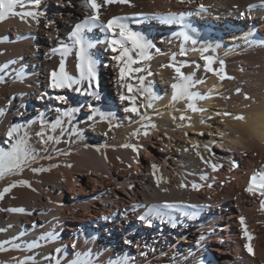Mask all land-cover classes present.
I'll return each instance as SVG.
<instances>
[{
    "label": "bare ground",
    "instance_id": "6f19581e",
    "mask_svg": "<svg viewBox=\"0 0 264 264\" xmlns=\"http://www.w3.org/2000/svg\"><path fill=\"white\" fill-rule=\"evenodd\" d=\"M262 3L264 0H185L184 3L130 0V5L114 4L101 9V22L112 16L127 17L129 27L154 45L150 50L152 59L136 65L145 71L135 74L144 75L146 84H150L159 96L152 108L141 109L158 126L147 137L131 135L140 127L139 118L124 111L129 103L122 102L119 94L121 91L127 94V88H120L116 62L111 59L113 54L106 44H98L92 50L99 61V100L68 89L49 87L50 73L58 69L60 61L58 54H49L50 50L62 42L71 43L67 39L71 27L90 14L83 0H41L39 10L45 13L46 19L41 17L39 23L14 16L0 22V65L9 60L16 61L10 66L5 82L0 83V108L5 109V114L0 116V147L8 148L6 132L11 125L20 124L24 126L20 134H27L28 142L38 155L37 161L23 171L0 179V191L10 184H17L0 199V209H4L0 210V229H5L0 231V241L12 240L24 233L16 243L24 245L38 241L41 245L32 252L12 250L11 245H5L8 250L0 251V264H17L26 255L34 256L36 264H54V260L46 257H61L55 249L61 246L62 229L87 236L85 246H96L100 242V253L106 258L112 257V250L119 248L122 238L121 256L134 261L130 264H149L158 250L156 246L163 243L167 246L161 248L160 258H157L160 264H204L206 260L216 264L214 255L208 257L206 253V248L217 250L208 249L207 245L212 241L231 249L232 257L223 260L224 264H264V211L260 197L244 191L249 177L264 170V147L254 140L264 134V45L249 46L244 41L245 36L258 41L256 24H260V30L264 32V7H259ZM200 4L206 5L208 11L198 12ZM250 4L258 7L249 11ZM17 11L21 9L17 8ZM181 13L187 14L183 24L160 19ZM47 20L53 23L46 27ZM192 28L196 31H191ZM181 33L187 34L189 40L183 41ZM109 35L99 28L88 34L92 40L105 41ZM193 39L197 41L196 47L220 45L215 53L208 54L216 57L214 68L219 67V60L224 61V72L231 78L221 80L214 73L206 72L199 52L179 55L181 43L191 49ZM174 53L176 63L188 65L182 71L185 74L194 72V79L200 81L193 90L205 97L197 102L198 107L205 110L203 113L190 112L183 100L171 101L175 73L164 66L173 62L170 57ZM20 67L27 73L23 82L13 78L12 69ZM65 68L69 74L76 75L74 52L67 56ZM148 71L151 76L147 75ZM128 83L139 87L135 79ZM59 95L65 96L68 102L56 100ZM73 106L81 109L72 123L82 131L83 139L67 133L60 135L59 128L55 132L50 130V123L58 118L56 109ZM92 109L113 113L116 126L110 128L99 116L89 121L87 117ZM182 114L190 120L183 122L189 126L180 128L177 124L182 123L179 120ZM238 115L243 119L233 118ZM41 116L49 122V127L43 129L45 138L47 135L58 136L59 143H42V138L37 135L42 131ZM172 116L177 120L174 121ZM64 119V127L69 128L67 118ZM29 121L35 122L29 125ZM192 143L199 146L198 151L205 160H212L222 167L213 172L192 150ZM124 144L137 145V155L147 152L145 159L135 162V166L133 163L131 174L128 169L132 165L129 156L132 148L122 147ZM148 146L153 148L151 152ZM205 146L211 151H206ZM185 148L189 150L184 151ZM45 156L51 158H43ZM146 160L150 162L146 164ZM233 163L237 167L232 168ZM153 164L159 166L158 175L168 181L160 187L152 175ZM32 168L47 171L33 173ZM201 175L208 179L200 180ZM182 180L189 185L202 186L198 191L190 186L181 189L178 185ZM20 181L27 184H20ZM208 184L212 187H207ZM125 191L129 193L127 201L122 196ZM96 195L100 207L95 204ZM89 197L93 198L90 200ZM165 203L202 207L163 209L167 214L163 220L149 217L141 225L143 229L138 227L139 217L149 210V206L162 207ZM13 207L24 208L25 214L6 211ZM99 208L105 211L102 217L92 214L93 209ZM185 212L196 215L190 219ZM240 217H244L247 231L253 237L251 241L243 235ZM224 221L225 225L220 227ZM97 225L102 227L97 228L100 232L91 233V227ZM49 232L57 233L58 239L53 242L39 240L41 235ZM101 232H107L109 242L101 238ZM201 236L204 239L201 240ZM168 238L175 242L167 244ZM148 242L153 247L144 251L145 255L140 256L138 250L131 254L130 248L146 249ZM245 243L251 245V254L245 249ZM144 259L147 263H143Z\"/></svg>",
    "mask_w": 264,
    "mask_h": 264
},
{
    "label": "snow or ice",
    "instance_id": "6c2138e0",
    "mask_svg": "<svg viewBox=\"0 0 264 264\" xmlns=\"http://www.w3.org/2000/svg\"><path fill=\"white\" fill-rule=\"evenodd\" d=\"M178 3H184L185 0H177ZM191 2V0H188ZM83 3L86 8L90 9V14L85 17L84 20L76 22L72 27L71 31L67 34V39L71 43H60L59 47L53 48L50 50V55H59L60 61L58 69H54L49 76V87L52 89L62 90L68 89L76 93L85 94L95 99H100V93L98 91V64L99 61L93 53V49L97 47L98 44H106L107 48L113 54L111 59L116 62V67L118 69V81L120 82V88H127V94L123 91L119 94V99L127 101L129 106L124 109L126 113H132L137 116L139 119L137 123L140 125L135 131L131 133L132 136L143 135L145 137L149 136L151 131L157 129V124L153 122L152 117L148 115L147 112H141L142 108L150 109L153 107V102L159 99V96L153 91L150 84H146V77L144 75H135L138 73H143L145 68L136 66L142 65L152 59L150 50L154 47L152 41L147 39L140 32L133 31L129 24L126 22L127 17L122 16H112L106 22H101V9L114 4L130 5V0H83ZM41 0H0V22L4 21L9 16L19 17L22 20H27L30 18L33 22L39 23L40 18L46 15L44 12L39 10ZM258 7V5L250 4L248 10ZM259 7H264V3L259 5ZM17 8L21 11H17ZM198 12L204 13L208 11V7L204 4H200L197 9ZM187 14L181 13L179 16H174L169 14L165 17H160L164 22H177L183 24L185 22ZM53 23L52 20H47V24L50 26ZM99 28L101 32L109 33L108 39L105 40H92L89 38L88 34L92 33L93 29ZM191 31L195 32L196 29L192 28ZM183 41H188L189 36L187 34L181 33ZM7 39V38H5ZM244 41L249 46L253 44L264 45V41H256L251 39L248 36L244 37ZM193 47L191 49H186L184 44L181 43L179 49L180 56H186L188 51L199 52L200 59L203 61V67L206 72H212L217 75L221 80L228 77L224 72V61L219 60V67L214 68L213 65L217 63L216 57L208 53H215L216 50L220 47L219 44L215 46L211 45H202L196 47L197 41L191 40ZM159 51V50H157ZM75 54L76 61V75H71L66 71L65 60L68 55ZM169 64L164 67L172 69L175 73L176 82L172 84L173 94L171 96V101L173 103L177 101H185L186 109L192 113H203L205 110L201 107H198V101L205 99V97L197 91H194L197 83L194 79L195 73L185 74L182 69L187 67L186 62L176 63V54H172L170 57ZM16 64L15 60H9L4 64L0 65V83L5 82V77L9 74L8 70L10 66ZM135 66V67H134ZM200 67V65H196ZM13 78L17 82H23L26 78V71L23 67L12 69ZM148 76H151V71L147 72ZM133 79L137 80L139 87L133 83H128ZM56 100L67 103V98L63 95L55 97ZM143 100V103L138 101ZM58 113V118L50 123V130L55 132L58 128L60 129V135L67 133L70 136H76L78 139H83L82 131L77 128L72 122L76 119V115L81 111L79 107H68L64 110L59 108L56 109ZM172 111H175L173 108ZM5 114V109L0 108V116ZM159 115V113H157ZM171 115V112L169 113ZM225 115H228L225 113ZM96 116H99L101 121H107L109 127L116 126L115 115L111 112L105 113L101 112L98 109H92L90 115L87 119L93 121ZM67 118V123L69 128H65V119ZM174 121L177 120L176 116L171 117ZM234 119H243L242 115L233 117ZM179 120L182 123L177 124V127L183 128L186 125L183 123L186 120H190V117H187L185 114L179 116ZM35 121L27 122L29 125ZM40 123L42 126V131L37 133L38 136L42 138V143L48 144L49 142L59 143L58 136L47 135L45 138L44 128L49 127V122H47L43 116L40 117ZM203 123V120L201 121ZM24 127L20 124L11 125L7 132V142L9 144L7 149L0 147V179L5 178L8 175H15L23 171V169L30 164L34 163L38 159L36 150L28 142L27 134H20L21 128ZM187 135V134H185ZM219 135L223 136L224 133ZM122 147H130L134 152L138 151V146L134 144H124ZM198 145L192 143L191 148L196 152V155L212 169L213 172H216L222 167L219 163H213L212 160H205V158L198 151ZM189 149L185 148L184 151ZM206 151H211V148L205 146ZM67 155V153H64ZM43 158L50 159L51 157L45 156ZM232 168L237 167L236 163L231 165ZM33 173H40L47 171L44 168H32ZM159 166L156 164L152 165V175L155 180L157 187H160L162 183H167L168 181L158 175ZM206 175H201L200 180H207ZM20 184H27L26 181H20ZM17 186L16 183L10 184L8 187H5L0 191V199H3L5 194L10 192L12 188ZM191 187L192 190H199L202 185L197 183H191L190 185L185 181H181L178 185L179 188L184 189ZM207 187L211 188L212 184H208ZM167 191V189H162ZM244 191L250 195L260 197L261 210L264 211V170L255 172L248 179L247 186ZM177 207H187L191 209H197L202 206L200 205H177L174 203H165L162 207L160 206H149V210L139 217L140 220H145L146 218H158L163 220L167 215L163 209H174ZM4 210V209H0ZM6 211L11 213L25 214L24 208H8ZM185 215H188L189 218H194L196 213L192 212L191 214L185 212ZM171 220V217H168ZM151 221L149 220V223ZM174 223V221H172ZM240 224L243 230V235L247 241L253 239L252 235L247 231V228L244 223V217H240ZM35 226V225H34ZM0 231H5V229H0ZM24 233H20L19 236L13 237L12 240L0 241V251L8 250L5 248V245H11L12 250H21L25 252H32L34 249L39 248L41 245L38 241H32L21 245L15 241L19 240ZM58 239V234L55 232H49L41 235L39 240L53 242ZM200 239H204L203 236ZM245 249L249 254L253 252V249L249 243H245ZM63 250L60 248L55 249L57 254L61 253ZM46 259L54 260V264H61L62 257H46ZM17 264H36V258L31 255H26L23 260H19ZM67 264H93L92 253H75L74 258L69 260ZM110 264H130L129 258L127 256L121 257L118 260L110 261Z\"/></svg>",
    "mask_w": 264,
    "mask_h": 264
},
{
    "label": "rangeland",
    "instance_id": "374dc122",
    "mask_svg": "<svg viewBox=\"0 0 264 264\" xmlns=\"http://www.w3.org/2000/svg\"><path fill=\"white\" fill-rule=\"evenodd\" d=\"M163 4H166V2L163 3ZM259 25L256 24V34L259 35L258 37H260V38H258V41H264V32H262L260 30ZM161 149H163V147H161ZM151 150H153V148H149V146H148V151L151 152ZM146 153L147 152L142 151V153L140 152V154L137 155V152H134L133 150L131 151V155H129V156L132 159V165H130V168L128 169V172L130 171V174H131V171L133 170V163H134V166H135V162H138V161L140 162L141 158L142 159L143 158L145 159V154ZM147 162L149 163L150 161H147L146 160V164H147ZM144 164H145V162H144ZM104 165H105V167L107 169V164H106V161L105 160H104ZM110 176L112 177L111 174H110ZM128 194L129 193L127 191H125V194L122 195V196H124L123 198L126 201L129 200L128 199ZM240 197H242V194H240ZM91 198H93V197H89L90 200H91ZM94 199H96V200H94V201H96L95 204L100 207V205L97 204L98 203L97 200H100L99 197L96 195L94 197ZM103 213H105V211L102 212L100 208L99 209H93V211H92V214L95 215L96 217H102L103 216ZM86 218H87V216H86ZM145 220H143V221L140 220L139 225H138V227L140 229L141 228L143 229V226H141V225L145 222ZM116 223H118V222L116 221ZM69 224H71V223H69ZM224 225H225V221L220 225V227H222ZM100 227H101L100 225H97L96 227H93L92 226L91 227V231H92L91 233H93V232H100V231H97V228L99 229ZM117 229H118V226H116V230L115 231H117ZM259 230L262 231L263 228H260ZM62 231H64V233H62L61 244H60L61 245L60 246V249L63 250L60 253V256L62 257L61 264H64V263L67 264V262L69 260H71V258L73 257V254H75L77 252L84 253V252H89L90 251L92 253L93 264H110V261H115V260H118L121 257H124V256H121L122 250H123V246H124V243H123V239L122 238L119 239V243H118V247L119 248L118 249L114 245L112 246L113 248H116V249L112 250V257L111 258H106L104 255H101V253H100V242L96 246H94L92 244H90L89 246H87V245L85 246V244H83V243L85 241H87V238H88L87 236L86 237L85 236L84 237L78 236L76 233H72V231H69L67 229H62ZM105 231H107V230H105ZM106 233H104V234L102 233V236H101V234H100V236H101L102 239H104L106 241L108 240V242H109L110 239H109V237H107V234ZM214 238L215 237L213 236L212 239H214ZM168 241L166 243L167 244H170V245L175 242L171 238H168ZM150 244L151 243H149V242L147 243L148 246L147 245L145 246L146 249H139L138 246H133L132 248H130L131 254H133L132 252H135V251L138 250L139 253H140L139 254L140 256L145 255V254H143L144 251L147 252V249H151L150 247H153V245L150 246ZM164 246L166 247L167 245H165V243H163V245H160L159 244V245L156 246V248L158 250L155 251V253L153 255L154 258L151 261L148 262L149 264H160L161 263L159 260H157V258H160V252L162 251L161 248L164 247ZM207 247H208V249L209 248L210 249H217V250H207V248H206V253L208 252L207 253L208 254V257H210L209 254H213L214 255V256H212V258L213 259L215 258L216 264H224L222 262L223 260L232 257L231 256L232 251L229 248V246L221 245V244H216L215 242L212 241V242H210V244L207 245ZM220 250H221V252H220ZM227 254L228 255L230 254V255L228 256ZM208 257H206L205 259H207ZM129 261H130V263H133L134 262L133 260H129ZM146 261H148V260L147 259H144L143 260V263H147ZM204 264H209L208 260H206L204 262Z\"/></svg>",
    "mask_w": 264,
    "mask_h": 264
},
{
    "label": "clouds",
    "instance_id": "9594fccd",
    "mask_svg": "<svg viewBox=\"0 0 264 264\" xmlns=\"http://www.w3.org/2000/svg\"><path fill=\"white\" fill-rule=\"evenodd\" d=\"M245 120H247V117H245ZM254 140L257 145L264 147V134L254 137Z\"/></svg>",
    "mask_w": 264,
    "mask_h": 264
}]
</instances>
